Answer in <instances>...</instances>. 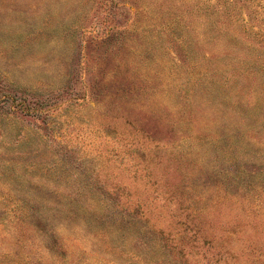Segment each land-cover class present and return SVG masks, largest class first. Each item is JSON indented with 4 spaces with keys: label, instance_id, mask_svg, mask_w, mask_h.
<instances>
[{
    "label": "rangeland",
    "instance_id": "rangeland-1",
    "mask_svg": "<svg viewBox=\"0 0 264 264\" xmlns=\"http://www.w3.org/2000/svg\"><path fill=\"white\" fill-rule=\"evenodd\" d=\"M0 264H264V0H0Z\"/></svg>",
    "mask_w": 264,
    "mask_h": 264
}]
</instances>
